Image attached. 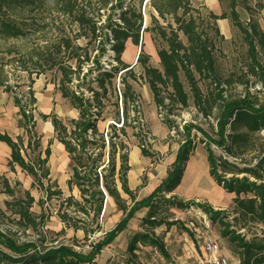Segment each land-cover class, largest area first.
I'll use <instances>...</instances> for the list:
<instances>
[{
  "label": "trees",
  "instance_id": "obj_1",
  "mask_svg": "<svg viewBox=\"0 0 264 264\" xmlns=\"http://www.w3.org/2000/svg\"><path fill=\"white\" fill-rule=\"evenodd\" d=\"M19 1L28 4L33 0H0V9ZM56 2L59 14L67 16L78 31L72 29L71 34L65 32L58 36L56 42L45 44L39 53L41 58H38L43 60L41 70L35 73L40 76L51 69L60 72L61 96L78 112V117L68 121L55 114L41 115L44 122L50 121L56 140L69 155L72 175L67 184L70 192L77 190V198L72 194L63 198L58 185H50L51 149L46 148L42 156V142L36 132L32 108L37 99L32 88L27 93L29 102H24L17 94L13 96L21 115L19 127L23 129V135L13 139L7 133H0V142L6 143L10 149L9 168L13 171L15 166H19L32 178V185L44 192L40 206L53 199L60 201L57 213L65 229L81 230L85 239L100 232L99 220L107 198L114 200L123 217L98 242L92 241L87 253L76 252L65 245L43 253L39 252L36 243L20 248L8 245L19 257L0 252V264H94L98 255L127 228L128 222L141 208L149 211L141 224L147 231L135 232L127 251L136 256L138 244L142 243L148 249L158 246L170 258L164 245L152 238L150 230L164 224L180 225L181 220L170 221L168 214L172 209L194 205L177 197L166 199L160 196L175 192L182 183L187 163L197 147L195 137L191 136L194 129L206 139L201 142L207 152L211 179L228 193L235 194L234 210L230 216L223 210L215 211L201 204L196 206L213 222L222 225L221 237L229 238L233 245L230 246L231 252L240 256L244 264H264V228L257 229L251 239L246 237L251 226L264 227V138L259 139L264 130V99L260 101L246 87L240 95L229 93L237 85L247 86L243 80L246 75L260 74L258 56L261 52L259 47L264 48V33L259 30L258 23L251 20L245 28L239 20L236 2L231 3L229 14H210L214 21H231L246 36L249 44L246 74L236 73L225 79L217 71L214 44L199 32L193 16L197 10L191 0L146 2L145 5L149 4L162 20L157 26V36L166 46L157 51L162 69L150 66V56L146 53L140 54L138 62L144 67L143 78L149 85L162 123L170 132L184 136L185 140L180 142L175 167L168 172L163 185L149 198L138 200L137 190H132L129 183L131 141L132 138L137 139L143 156H151L144 139L149 130L143 119L140 96L133 85L138 77L134 67L123 60V55L127 43L131 40L139 45L147 30L142 9L144 0ZM92 3L98 10L96 14L90 8ZM244 8L252 15V7L245 5ZM23 33L16 24L0 20L1 38L15 39ZM180 36H184L187 43ZM80 39L86 41L85 46L78 44ZM260 78L264 87V76L261 74ZM202 81L210 87L206 94L199 86ZM1 86L11 92V87L4 82ZM191 105L207 121L208 130L203 131L195 123L180 129L174 119L176 111L187 110ZM210 118H214L215 123L209 121ZM104 122H107V127L102 130L99 124ZM211 145L221 151L220 156L212 151ZM28 153H33L34 159L27 160ZM26 198L17 206L15 213L19 220L15 224L35 229L38 224L30 213L35 200L28 191ZM231 217L232 220L225 221ZM241 230L246 232L240 234ZM31 251L33 255L29 254Z\"/></svg>",
  "mask_w": 264,
  "mask_h": 264
},
{
  "label": "rangeland",
  "instance_id": "obj_2",
  "mask_svg": "<svg viewBox=\"0 0 264 264\" xmlns=\"http://www.w3.org/2000/svg\"><path fill=\"white\" fill-rule=\"evenodd\" d=\"M147 1L144 0L142 6L144 27L147 28L142 35V42L136 45L130 40L123 55V60L134 67L138 77L137 82H134L133 85L138 96H140L143 119L149 130L147 136L144 134V139L147 140L146 149L151 153V156L146 157L148 164L141 166L139 160H137L132 176L130 177L129 174L130 188L137 190L138 200L149 198V195L163 185L168 177V172L175 167L180 142L185 140L184 136L170 132L168 127L162 123V117L159 115V110L154 103L149 85L143 78L144 67L138 62L140 54L146 53L150 56V66L159 70L162 69L157 51L161 46H166V43L157 36V26L161 24L162 20L158 18L156 11L149 4L145 5ZM233 2L237 4L236 11L243 26L245 28L248 27L249 22L254 20L258 23L259 30L264 33V0H191L192 5L197 10V12L193 13V16L196 18L199 32H203L202 36L209 38L214 44L217 71L225 79L236 73L246 74L249 61L248 40L240 29L229 20L214 21L210 18L211 13L215 15L229 14L230 5ZM245 5L252 7V15L244 8ZM90 8L95 14L98 12L94 3L91 4ZM56 9V0H33L32 3L28 4L24 1H19L8 8L3 7L0 9V20L4 19L11 24H16L24 32L22 36L15 39L0 37V84L4 82L6 86L11 87V92H7L5 86L0 87V133H7L13 139L23 135V129L19 127L21 115L18 112V107L15 106L13 96L17 94L24 102H29L27 93L32 88L34 97L37 99L36 104L32 108L36 120V132L41 138L40 142H42L40 151L42 156H44L46 148L50 147L53 156L49 161L51 170L50 185L53 187L54 184L58 185L63 192V198L71 194L77 198V190L70 192L67 184L68 179L72 175V162L66 155L63 145L56 140L54 128L50 121L44 122L41 115L55 114L62 120L68 121L78 117V112L75 109L73 110L68 101L61 96L59 88L60 72L56 69H51L40 76L35 73L37 70H41L43 60L39 61L38 58H41L39 53L45 44L56 42L58 36L63 35L65 32L70 33L72 29L74 32L78 31L77 26L72 24L67 16L59 14ZM217 29L218 32H216ZM180 37L184 43H187L184 36ZM78 44L85 46L86 41L80 39ZM259 49L261 52L258 60L261 63V67L258 73L260 74L257 76L246 75L243 80L247 82V86L237 85L229 93L240 95L244 87H246V90L248 89L250 93L257 96L260 101L264 99V87L261 85L260 78L261 74L264 76V48L259 47ZM195 75L199 79L197 74ZM199 86L203 94H206L207 89L210 88L205 81L200 82ZM174 119L179 124L180 129L190 123H195L203 131L209 129L207 121L202 119L193 105L187 110H177ZM209 121L215 123L214 118H210ZM99 126L103 130L107 127V122L100 123ZM191 136L195 137L197 147L194 157H191L192 159L190 160L198 168L196 180L206 188L207 197L203 198V200H198L197 198L187 199V196H189L188 191L193 190V181L189 177L184 179L185 184L181 191L163 193L160 196L166 199L177 197L185 202L194 203L193 207L172 209L176 212L168 214L170 220H182L181 218H183L177 228L178 236L187 234L192 238L195 237L197 234L196 223H198L200 229L216 238L221 254L229 256L230 264H244V261L239 258L240 256H235L231 252L233 245L230 243L229 238L221 237L222 225L213 222L208 214L196 206L201 204L215 211H220L215 208L218 205H223V208L221 207L222 210L230 216L229 214L234 210L233 199L235 194L228 193L222 186H218L217 183L216 185L222 188L223 193L219 194L214 191L216 188L214 180L210 178V174L207 172L209 170L207 152L205 145L201 142L205 138L201 137L202 135L197 133L195 129L192 130ZM263 138L264 130L259 134V139ZM137 144L138 140L132 138V149L135 146L137 147ZM211 148L217 156H220L221 151L212 145ZM9 151L8 145L0 142V252L7 253L13 258H18L19 256L10 249V245L14 248H20L23 245L36 243L41 253L63 245L71 247L76 252L87 253L90 251L92 241L98 242L97 240L103 238L106 231H111L116 227L123 212L117 210L112 198H109L110 200L107 198L104 204L106 209H103V215L99 220L100 232L85 239L83 231L78 230L75 232L72 229H65L57 213L60 201L53 199L45 202L44 206H40L39 201L44 199V192L32 185V178L26 172H23L19 166H15L13 171L9 168ZM23 155L25 156L24 153ZM34 157L33 153H28L27 160H32ZM149 189L150 193L146 195ZM27 191L35 200L33 207L30 209V213L36 218L38 224L35 229L15 224L19 220V216L15 213L17 206H19L20 202L27 199ZM196 195L198 194L196 193ZM230 220H232V217L225 219V221ZM183 223L188 224L189 228L186 229ZM205 225H208V228ZM263 228L251 226V229H247L246 237L251 239L257 229L261 230ZM245 232V230L239 231L240 234ZM138 245V249L135 252L136 256L130 255L127 247L122 246V242L115 249H109L110 245H108L98 255L94 264H146L150 250L145 251L142 248L144 247L142 243ZM201 245L197 249L198 254L193 259L190 256V251L185 250L184 253L186 254H182V256L188 259L184 264H202L206 254L203 252ZM29 254L33 255L34 252L31 251Z\"/></svg>",
  "mask_w": 264,
  "mask_h": 264
},
{
  "label": "crops",
  "instance_id": "obj_3",
  "mask_svg": "<svg viewBox=\"0 0 264 264\" xmlns=\"http://www.w3.org/2000/svg\"><path fill=\"white\" fill-rule=\"evenodd\" d=\"M9 153H10V151H9ZM130 154H131V156H130V166L132 168V170L130 172V177H131L132 173L134 172V167L136 166V161L139 160V163L142 166L143 164H145V165L148 164V160H147L146 157H144L142 155L141 150H140V148L138 146L137 147L136 146L133 147V149L131 150ZM66 155H67V153H66ZM50 156L53 157L52 156V152H51ZM68 157H69V155H68ZM138 157H140V158H138ZM193 157L194 156H192V158ZM186 167H187V169H186V171L184 173V176H183V178L181 180L182 183L178 187L177 191L178 190L181 191L183 189L184 184H185L184 179L186 177L192 178L193 190L192 191H188V193H189L188 195L189 196H187V199L190 200L192 198H197L198 200H203V198L207 197V193L205 191L206 188L203 187L202 184L199 181L196 180V178L198 176L197 175L198 168L195 166V164L192 162V160H190L188 162ZM207 172H209V170ZM210 178H208V179H210ZM213 182L215 183L214 186L216 187L214 189V191L216 193H219V194L223 193L222 192V188L218 187L219 185L217 186L215 181H213ZM135 186H137V185H135ZM149 193H150V189L146 193V195H148ZM196 193L198 195H196ZM108 200H110V199L108 198ZM222 206L218 205L217 208H215V209H218V210L222 211V208H223ZM173 212L175 213L176 211L172 210V213ZM148 213H149L148 208H142V209L138 210V212L136 213L135 217L128 222L127 228L124 231H122L121 234H119V236L114 240V242H113L114 244L112 243L110 245L109 249H112V248L115 249L116 247H118L120 245V242H122V246H124L126 248V247H128V245H129V243L131 241L130 239L135 234V232L145 233L147 231V229L145 230L144 227L141 224H142L143 219L147 216ZM122 217H123V215L120 217V220H121ZM181 219L183 220V218H181ZM120 220L118 221V223L120 222ZM190 224H192V223H190ZM196 224H197V226H196L195 229L197 231V234L193 238L188 236L187 234H181V235L178 236V234H177L178 225L169 226V225H166V224H164V225H162L160 227L151 229L150 230V235L152 236L153 239L160 241L164 245L165 251H166L167 254H169V257H170L169 260L172 261L173 264H184V263H186V260L188 259V258H185L184 256H182V254H186V253H184L185 250L186 251H190L189 252L190 256L193 259V257L198 254L197 253V251H198L197 249H199V245L202 244V240L200 239V236H201V234H203L205 232H204V230L199 228V226H198L199 224L198 223H196ZM183 225L186 227V229L189 228L188 224H184L183 223ZM185 231H187V230H185ZM106 232H108V231H106ZM142 248L145 251H149L151 249V247L148 249V247H145V246L142 247ZM181 251H182V253H181ZM186 257H188V256H186Z\"/></svg>",
  "mask_w": 264,
  "mask_h": 264
},
{
  "label": "built area",
  "instance_id": "obj_4",
  "mask_svg": "<svg viewBox=\"0 0 264 264\" xmlns=\"http://www.w3.org/2000/svg\"><path fill=\"white\" fill-rule=\"evenodd\" d=\"M207 217V216H206ZM170 220V219H169ZM172 221V220H170ZM176 221V220H174ZM208 228V225H205ZM202 240V249L206 254V258L202 261V264H230L231 260L229 256L221 254V249L218 241L211 234L203 233L200 236ZM149 259L146 264H171L167 256H165L158 246L151 247L149 251Z\"/></svg>",
  "mask_w": 264,
  "mask_h": 264
},
{
  "label": "bare ground",
  "instance_id": "obj_5",
  "mask_svg": "<svg viewBox=\"0 0 264 264\" xmlns=\"http://www.w3.org/2000/svg\"><path fill=\"white\" fill-rule=\"evenodd\" d=\"M104 209H106V205H105Z\"/></svg>",
  "mask_w": 264,
  "mask_h": 264
}]
</instances>
